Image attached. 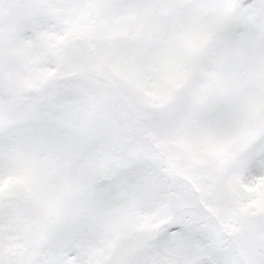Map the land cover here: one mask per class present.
I'll return each instance as SVG.
<instances>
[{
    "label": "snow or ice",
    "instance_id": "snow-or-ice-1",
    "mask_svg": "<svg viewBox=\"0 0 264 264\" xmlns=\"http://www.w3.org/2000/svg\"><path fill=\"white\" fill-rule=\"evenodd\" d=\"M0 264H264V0H0Z\"/></svg>",
    "mask_w": 264,
    "mask_h": 264
}]
</instances>
